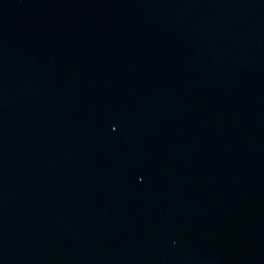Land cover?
Segmentation results:
<instances>
[{
	"label": "water",
	"instance_id": "1",
	"mask_svg": "<svg viewBox=\"0 0 264 264\" xmlns=\"http://www.w3.org/2000/svg\"><path fill=\"white\" fill-rule=\"evenodd\" d=\"M0 264H264V0H0Z\"/></svg>",
	"mask_w": 264,
	"mask_h": 264
}]
</instances>
